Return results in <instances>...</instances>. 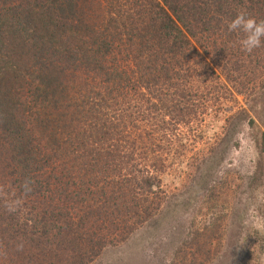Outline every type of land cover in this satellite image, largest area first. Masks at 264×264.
<instances>
[{
    "label": "trees",
    "instance_id": "1",
    "mask_svg": "<svg viewBox=\"0 0 264 264\" xmlns=\"http://www.w3.org/2000/svg\"><path fill=\"white\" fill-rule=\"evenodd\" d=\"M240 11L264 0H0V264H89L161 212L188 129L254 123L224 101L264 84Z\"/></svg>",
    "mask_w": 264,
    "mask_h": 264
},
{
    "label": "rangeland",
    "instance_id": "2",
    "mask_svg": "<svg viewBox=\"0 0 264 264\" xmlns=\"http://www.w3.org/2000/svg\"><path fill=\"white\" fill-rule=\"evenodd\" d=\"M234 98L254 123L218 146L221 120L188 129L160 175L161 212L89 264H264V84Z\"/></svg>",
    "mask_w": 264,
    "mask_h": 264
},
{
    "label": "clouds",
    "instance_id": "3",
    "mask_svg": "<svg viewBox=\"0 0 264 264\" xmlns=\"http://www.w3.org/2000/svg\"><path fill=\"white\" fill-rule=\"evenodd\" d=\"M227 30L242 33L238 41L239 46L242 51L251 53L261 46L262 38H264V19L257 20L248 15L246 11H240L227 23ZM30 183L29 180L24 182L25 190H30ZM256 227L264 230V223H257Z\"/></svg>",
    "mask_w": 264,
    "mask_h": 264
}]
</instances>
